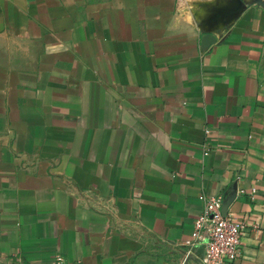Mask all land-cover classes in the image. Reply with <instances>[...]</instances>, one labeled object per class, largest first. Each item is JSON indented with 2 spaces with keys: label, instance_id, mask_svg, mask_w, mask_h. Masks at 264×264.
Masks as SVG:
<instances>
[{
  "label": "crops",
  "instance_id": "0c3cea01",
  "mask_svg": "<svg viewBox=\"0 0 264 264\" xmlns=\"http://www.w3.org/2000/svg\"><path fill=\"white\" fill-rule=\"evenodd\" d=\"M207 196L264 264L262 6L0 0V264H203Z\"/></svg>",
  "mask_w": 264,
  "mask_h": 264
},
{
  "label": "built area",
  "instance_id": "2783aa9c",
  "mask_svg": "<svg viewBox=\"0 0 264 264\" xmlns=\"http://www.w3.org/2000/svg\"><path fill=\"white\" fill-rule=\"evenodd\" d=\"M204 199V211L195 221L192 239L187 245L204 246L203 264L233 263L242 255V244L249 230H257L259 225L253 219L237 221L224 215L223 199L219 196H207ZM62 258L57 257V264H62ZM8 264H23L15 260Z\"/></svg>",
  "mask_w": 264,
  "mask_h": 264
},
{
  "label": "water",
  "instance_id": "95a60500",
  "mask_svg": "<svg viewBox=\"0 0 264 264\" xmlns=\"http://www.w3.org/2000/svg\"><path fill=\"white\" fill-rule=\"evenodd\" d=\"M255 2H256L258 5H260V6H262V7L264 8V0H255ZM209 39H210V38H209L208 36L205 38L206 41H209ZM209 42H211V41H209ZM227 209H228V206H227L226 203H224L223 208H222V211H223V214H224V215H227Z\"/></svg>",
  "mask_w": 264,
  "mask_h": 264
}]
</instances>
